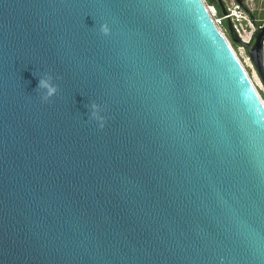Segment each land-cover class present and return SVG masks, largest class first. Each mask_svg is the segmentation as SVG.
<instances>
[{"label": "water", "instance_id": "95a60500", "mask_svg": "<svg viewBox=\"0 0 264 264\" xmlns=\"http://www.w3.org/2000/svg\"><path fill=\"white\" fill-rule=\"evenodd\" d=\"M0 264H264V100L203 0H0Z\"/></svg>", "mask_w": 264, "mask_h": 264}, {"label": "built area", "instance_id": "2783aa9c", "mask_svg": "<svg viewBox=\"0 0 264 264\" xmlns=\"http://www.w3.org/2000/svg\"><path fill=\"white\" fill-rule=\"evenodd\" d=\"M205 2L206 8L212 17L217 28L227 37V27L224 25V21L227 20V24L230 23L235 35L240 39L241 43L237 45L238 49L244 48V44H249L253 40L256 29L261 26H257V0H220L225 12L219 13L215 4ZM217 1V0H216ZM261 20V19H260ZM264 19H262L263 23ZM228 38V37H227ZM232 46V45H231ZM235 54L240 57L235 48L232 46ZM241 58V57H240ZM239 58V59H240ZM249 59V58H248ZM241 61V60H240Z\"/></svg>", "mask_w": 264, "mask_h": 264}, {"label": "clouds", "instance_id": "9594fccd", "mask_svg": "<svg viewBox=\"0 0 264 264\" xmlns=\"http://www.w3.org/2000/svg\"><path fill=\"white\" fill-rule=\"evenodd\" d=\"M101 31L104 34L110 32L107 23L101 25ZM53 77L50 74L45 73L43 76L38 78L37 90H43L42 99L48 101L52 96H54L58 91V85L54 84ZM91 117L99 122V127H104L105 117L101 114V105L96 102L91 103Z\"/></svg>", "mask_w": 264, "mask_h": 264}, {"label": "rangeland", "instance_id": "374dc122", "mask_svg": "<svg viewBox=\"0 0 264 264\" xmlns=\"http://www.w3.org/2000/svg\"><path fill=\"white\" fill-rule=\"evenodd\" d=\"M257 3V18L262 19L264 17V0H257L256 1ZM224 25L227 27V35H229V37L233 40L232 38V35L231 33L229 32V29H228V24H227V20H225L224 22ZM229 40V39H228ZM238 45V43H236ZM237 45L234 46L235 50L237 51V53L239 54V56L241 57V60L245 63V66H246V70L247 72L249 73L253 83H255V85H257L256 87L257 90L259 91L262 99H263V94H264V87H263V84L261 83V80L259 79L250 59L249 56H248V53H247V47L244 46V48H241V49H238L237 48ZM250 64V65H249ZM264 100V99H263Z\"/></svg>", "mask_w": 264, "mask_h": 264}, {"label": "trees", "instance_id": "16d2710c", "mask_svg": "<svg viewBox=\"0 0 264 264\" xmlns=\"http://www.w3.org/2000/svg\"><path fill=\"white\" fill-rule=\"evenodd\" d=\"M206 2H207V3H211V4H215V5L217 6V8H218L219 13H221L220 7H219V5H218V3H217L216 0H206ZM262 19H264V17H263ZM262 19L256 22L257 26H259V25L262 24ZM227 37H228V39H229V41H230V43H231V45H232L233 47L237 45V44H236V43H235V42L229 37V35H227ZM251 42H252V41H251ZM250 44H251V43H250ZM263 99H264V94H263Z\"/></svg>", "mask_w": 264, "mask_h": 264}, {"label": "bare ground", "instance_id": "6f19581e", "mask_svg": "<svg viewBox=\"0 0 264 264\" xmlns=\"http://www.w3.org/2000/svg\"><path fill=\"white\" fill-rule=\"evenodd\" d=\"M240 58V57H239ZM240 60H241V58H240ZM241 62H242V64H243V66L245 67V69H246V66H245V63L241 60ZM250 65V64H249ZM255 84V83H254ZM255 86H257V85H255ZM256 88H258V87H256ZM259 90V89H258ZM259 92V91H258Z\"/></svg>", "mask_w": 264, "mask_h": 264}]
</instances>
